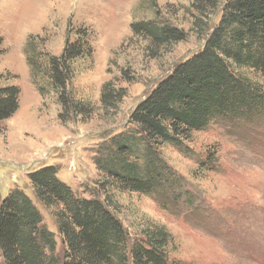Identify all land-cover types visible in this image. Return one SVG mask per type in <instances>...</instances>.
Listing matches in <instances>:
<instances>
[{
    "label": "rangeland",
    "instance_id": "obj_1",
    "mask_svg": "<svg viewBox=\"0 0 264 264\" xmlns=\"http://www.w3.org/2000/svg\"><path fill=\"white\" fill-rule=\"evenodd\" d=\"M193 1L0 0V86L19 88L18 109L0 123V200L16 188L30 197L54 232L58 251L62 243L55 222L36 201L28 178L44 166H56L57 177L79 196L104 199L131 236L145 224L163 225L172 235L170 258L181 264H264V118L216 119L192 132L185 150L161 146V157L183 178L177 201L99 184L96 150L132 128L128 119L138 102L202 48L225 0L209 15L203 33L193 27L205 22ZM139 20L166 22L186 37L151 57L148 41L131 29ZM77 29L88 32L92 65L78 61L68 87L94 109L90 117L64 111L43 79L41 95L24 54L33 45L40 53L59 55ZM107 81L125 91L115 110L101 102Z\"/></svg>",
    "mask_w": 264,
    "mask_h": 264
},
{
    "label": "trees",
    "instance_id": "obj_2",
    "mask_svg": "<svg viewBox=\"0 0 264 264\" xmlns=\"http://www.w3.org/2000/svg\"><path fill=\"white\" fill-rule=\"evenodd\" d=\"M219 4L220 0L193 1L205 20L193 24L198 33L207 30L209 15ZM131 29L148 41L151 57L186 37L182 29L163 21L139 20L131 23ZM24 54L41 95L46 89L43 79L58 95L64 111L90 117L94 109L75 99L68 87L78 61L88 63L86 68L92 65L87 30L77 29L59 55L40 53L33 45L26 46ZM124 92L107 81L101 102L115 110ZM18 94L16 85L0 86V123L18 109ZM263 118L264 0H225L202 48L177 64L138 102L128 119L132 128L111 136L96 150L93 161L99 184L156 194L158 201H177L182 198L183 178L161 157V146L185 150L192 132L216 119L256 122ZM57 172L56 166H44L28 178L36 201L55 222L61 251L35 203L16 188L0 200V264H181L170 258L172 235L163 225L145 224L131 236L104 199L79 196Z\"/></svg>",
    "mask_w": 264,
    "mask_h": 264
}]
</instances>
